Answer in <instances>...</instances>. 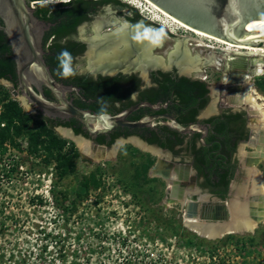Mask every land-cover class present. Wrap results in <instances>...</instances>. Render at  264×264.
Wrapping results in <instances>:
<instances>
[{"label": "rangeland", "instance_id": "1", "mask_svg": "<svg viewBox=\"0 0 264 264\" xmlns=\"http://www.w3.org/2000/svg\"><path fill=\"white\" fill-rule=\"evenodd\" d=\"M118 1L127 8L101 6L90 21L77 28V39L92 40L91 27L100 23L97 17L104 14L107 15L105 24L98 33L102 39L111 36L124 22L150 27L161 43L150 53L161 65L152 70L169 72L175 70L168 68L169 55L182 37H188L189 55L200 57L201 64L206 60L212 63H203L199 71L190 72L187 77L209 86L210 104L227 103V97L219 95L217 86L229 74L241 73L227 70L225 56L243 58L244 55L236 56L233 50L227 54L222 46L208 40H202L203 44L217 49L196 47L195 36L174 28L173 22L146 0ZM133 10L139 15L137 19ZM152 16L160 21L153 22ZM126 47L131 52L132 48ZM86 48L74 65L79 73L93 69L89 63L96 60L90 61L87 42ZM123 48L118 50L123 51ZM104 52L111 54L109 50ZM135 60L137 54L132 49L128 57L115 66L129 68ZM131 72L140 76L141 70L134 68ZM140 77L147 78L146 74ZM247 82L258 91L257 77ZM0 85L3 86L0 97L8 91L26 114H36L20 100V95H12L8 82H0ZM261 94L264 96L263 92ZM259 120L254 121L260 125ZM53 131L64 144L60 153L54 151L47 161L42 149L30 153L25 137L17 138L15 146L6 145V151L0 152V264H264V220L256 224L252 233L233 234L251 236L252 241L244 245L234 244L231 235L219 239L198 237L184 227L181 205L164 201L170 186L154 169L152 172L158 154L132 142H122L112 155L87 160L71 139L62 136L59 128ZM242 149L252 150L247 146ZM56 153L71 161L72 169L62 171L55 159ZM148 159L151 164L144 170ZM253 168L264 176V160ZM60 172L65 173L61 176ZM245 180L243 175L241 183ZM232 197L234 192L230 199ZM190 239L192 243L186 245V240Z\"/></svg>", "mask_w": 264, "mask_h": 264}, {"label": "water", "instance_id": "2", "mask_svg": "<svg viewBox=\"0 0 264 264\" xmlns=\"http://www.w3.org/2000/svg\"><path fill=\"white\" fill-rule=\"evenodd\" d=\"M163 13L181 23L182 25L205 35L211 36L216 39L223 40L225 42L245 46L251 48H257L264 51V34H247V30H261L264 31V0H146ZM0 11L3 15V20L6 25L5 33L9 39V43L13 52L14 60V72L18 89L20 91V100L24 103L31 105L35 111L40 112L47 118L55 119H74L79 122L87 134L91 137H95L99 134L112 132L118 127H126L130 129H139L143 127H153L156 124L157 119H165L162 124L171 128L172 130L181 133H193L195 131L203 132V127L198 124H190L187 126L180 125L174 117L169 115H153L146 116L137 121H130L127 117L135 110L141 107H147L149 109H158L155 104L148 102H140L133 105L117 114L111 115L107 113L95 114L88 110H83L73 105L71 99L67 98V94L72 91H77L76 88L64 85L58 82L50 73L49 67L43 60L42 49V37L45 31L49 30L52 25L45 21L37 19L34 15V9H32L26 0H0ZM100 21H104L103 18H99ZM88 49L91 42L86 41ZM90 61L95 59V51L91 52ZM137 54V61L133 63V66L122 69V66L116 67L115 65H107L98 67L95 61L89 63V67L93 68L88 72L91 75L97 73H131L134 68L141 70L140 76H143L147 72L151 71L156 66L150 64H142L139 61V53ZM256 55V54H251ZM260 58L264 55L259 54ZM176 56L173 55L171 59L176 60ZM252 56H245V63H247V69L242 72V77L247 84V80L251 79L250 71L254 68V63L251 62ZM169 64V63H168ZM159 67V66H158ZM175 68L176 72L181 76H188L189 74L180 71V68L175 63L169 64L170 69ZM233 74H229L228 78L233 77ZM0 82H6L4 79H0ZM222 85H229V82L223 81ZM231 85V84H230ZM42 86L49 91L55 101L48 100L42 92ZM11 93L14 97L19 94L17 90L10 85ZM242 108H245L248 113L255 115L249 117L250 121L257 119V112L254 108L248 104H242ZM253 130L251 134L253 139L247 142V147L251 148L250 152L245 153L244 167H252L264 160V154L259 152V147L264 148V139L261 137L262 129L258 126L257 122H253ZM59 129H64L69 132L72 137H78V139L88 142L91 150L95 148H101L106 152H114L116 146L122 143L116 142L110 149L105 146H100L92 143L88 139H85L79 134H75L70 128L58 126ZM250 134V135H251ZM139 148L148 150V146L140 141H131ZM110 150H112L110 152ZM150 151H154L151 149ZM157 152V151H156ZM84 157L87 160H95L85 154ZM161 157L158 158L155 166L152 168L156 172L158 164H162ZM163 163H166L163 161ZM172 165H169L171 167ZM170 171L166 172V175ZM246 177L248 171L245 172ZM164 178V177H162ZM244 185V184H242ZM194 189V186L188 187L186 183L182 182V177L178 173V177L174 180L173 184L165 192V202L179 203L183 208L182 223L184 227L190 230L184 223L185 219H196L199 224L210 225L216 224L217 221H228L231 217L229 204L231 199L228 200H213L206 202L207 195H197L188 193ZM235 195V191H234ZM201 197L205 199L200 200ZM238 200L241 203H245L247 208V219L254 224L263 220L262 212H264V193L248 194L246 197L243 193L239 194ZM183 199H187L188 202L181 204ZM220 207L223 209L224 214L221 220L215 219L212 208ZM240 228L238 232L229 233L244 234L252 233V230H243ZM191 231V230H190ZM240 231V232H239ZM193 233L203 238L200 234L193 231ZM223 236V235H222ZM205 239H209L205 237Z\"/></svg>", "mask_w": 264, "mask_h": 264}, {"label": "trees", "instance_id": "3", "mask_svg": "<svg viewBox=\"0 0 264 264\" xmlns=\"http://www.w3.org/2000/svg\"><path fill=\"white\" fill-rule=\"evenodd\" d=\"M55 0H27V2H35V15L40 19L52 24L45 34V41L51 37V44L48 46L50 55L45 58V63L49 67L52 76L59 82L65 85H73L79 88V95L83 98L75 97L74 103L78 107L89 110L95 114H117L121 110L135 105L141 101L155 104L156 101H164L170 96L173 102V107L177 110V121L185 126L194 120L197 109L193 108L197 98L202 97L207 93L206 83L200 80H193L186 77H177L175 70L169 72L156 71L153 72V84L155 85L139 93L137 101L130 99V94L138 90V80L134 75L122 76L118 73L114 76L88 75L79 73L75 70L74 65L76 59L83 53L85 46L76 37L77 28L89 21L91 15H94L98 9L106 4H111L114 7L127 8L125 4L118 0H68L66 2H54ZM134 19L139 15L135 10L132 11ZM8 47L3 43V36L0 34V79L10 82L14 88L15 72L14 63L7 56ZM257 88L259 92L264 93V76L257 77ZM0 88L3 86L0 85ZM9 90V89H8ZM48 93V92H46ZM203 99V98H202ZM201 99V100H202ZM206 98L200 104L203 107L206 104ZM117 104V105H116ZM0 152H5L9 145L15 146L17 138L25 137L28 141L30 153H35L38 150H44L46 161L53 157V152L60 153L64 141L54 134L53 128L63 126L72 128L75 134H84L87 132L82 129V125L74 119L68 122L55 123L54 120L43 116L41 113L26 114L19 103L10 98L9 92H4L0 97ZM199 107V108H200ZM147 107H141L136 110L132 120L138 118V112L147 110ZM234 121V118H231ZM230 121V119H229ZM227 122V121H226ZM226 122L218 123L215 126V131L218 135L224 137L228 131ZM128 131H126V134ZM118 133L114 134L107 146L110 145ZM97 143L103 144L101 138L95 139ZM148 143L156 144L159 147L172 149V146L160 143L157 137H152L147 140ZM225 143L219 140V144L213 145L211 148H200L201 154L204 156L210 154L213 150L218 152V157L214 159L217 162L216 174L219 170L226 168L223 161L225 154ZM215 152H212L216 154ZM55 155V159L61 166L62 171L72 169V162L62 159ZM44 154V155H45ZM151 160H147L144 170L150 166ZM203 168L198 169V173L202 174ZM232 172V168H231ZM231 172L224 180L222 188L213 190L215 195L221 199L225 197L227 185L231 179ZM65 172H60L62 176ZM225 177V176H224ZM195 237H192L194 239ZM231 241L236 245H244L246 242L252 241L251 236L231 235ZM190 240H186V245H189Z\"/></svg>", "mask_w": 264, "mask_h": 264}, {"label": "flooded vegetation", "instance_id": "4", "mask_svg": "<svg viewBox=\"0 0 264 264\" xmlns=\"http://www.w3.org/2000/svg\"><path fill=\"white\" fill-rule=\"evenodd\" d=\"M26 2H27V0H26ZM27 3L30 6L31 2L30 3L27 2ZM30 7L32 9H34L33 15L37 19L42 20L38 16L35 15V4H34V6H30ZM95 14H97V12ZM94 15L90 16L89 21L91 20V18ZM106 16H107L106 14L98 15L97 19H99V18L104 19V17H106ZM42 21H44V20H42ZM46 23H48V22H46ZM5 29H6V25H5L4 20H3L2 12L0 11V34H2V36H3L4 45L6 44L8 47L7 56L10 57L14 63L13 52H12V49H11V46L9 43V39L5 33ZM91 30H92V33L95 37L96 36L95 35V25L93 27H91ZM47 32L48 31H45L43 34V37H42V49L44 51L42 57H43L44 61H45L44 57H46L47 55H50V52L48 51V46L51 44L50 41L52 40L51 37H49V39L45 41V34ZM77 35H78V33H76V35H75L76 38H77ZM109 37H111V36L106 35V38L101 40L102 42L104 41L103 43L105 45H101L100 47H94L93 48V51H95V55L97 53V55L95 57L96 61L97 60L99 61V56L101 54V53H99V50L100 51L101 50L102 51L107 50V46H108L109 42H108V44H106L107 41H105V40H108L107 38H109ZM95 38H98V37H95ZM90 39H93V38H90ZM79 41L81 43H83L85 46V49H87L86 48V42H84L82 40H79ZM98 48H99V50H97ZM85 49L79 57H81L84 54ZM98 53H99V55H98ZM115 59L112 61L113 64H115L117 62V61L115 62ZM112 63H110V64H112ZM156 71H161V70L157 69V70H151V71L147 72L146 73V77H147L146 80H142L141 77L134 72H131V73L119 72V73H121L122 76L134 75L136 77V79L138 80L137 81L138 82V85H137L138 90L133 91L130 94V99L132 101L138 100L139 93L141 91H144V90L151 88L155 85V83L153 84V79H154V76H156V74L153 75L154 74L153 72H156ZM161 72H163V71H161ZM84 73L91 75L88 71L84 72ZM97 74L101 75V76H114L118 73H115V74L114 73H106V74L97 73ZM175 74L177 77L190 78L187 76L179 75L176 72V70H175ZM96 75H93V76H96ZM233 75H234L233 77H230V78L227 77L226 79H222L221 83L218 84V86H217V88L219 90V95L221 97H225V98L227 97V99H226L227 103H225V104L219 103L217 106L214 105V109L212 111H209L208 107L210 106V101L212 99L209 86H206L207 90H208L207 93H205L202 97L197 98V101L194 103L193 108L197 109V113L194 116V120L192 122L188 123L187 125L198 124L199 126L203 127V129H204L203 132L195 131L193 133L181 134V133H178V132L172 130L171 128L165 126L164 124H162L163 121H166L165 119H157L156 124L153 127H143V128H139V129H130V128H126V127H118L116 129H114L112 132L99 134L95 137H91L89 135L85 136L84 134H79V135L83 136L85 139H88L89 141H91L92 143H94L96 145L105 146L109 149L118 141L130 142V143H131V141H135V142L140 141L141 143H144L148 146V151L153 149L154 151H157L160 154V156L158 155L157 157H155V161H154V166H155L158 158L161 157L160 160H162V164H160V165L158 164V169H160V172H156L157 175H162L161 172L165 173L168 171H170V172L173 171V172H176L177 174L179 173L182 177V182L186 183V185L188 187H190L192 184V186H194V189H196L200 192L199 195H207L206 202L213 201V200H222V201L228 200V199H230L232 193L234 192L233 188L237 187V185L240 186L242 184L241 183V177H243V175L246 176L245 172L247 169H246V167H244L245 162H244L243 158L245 156V153H247V152H245L242 149V147L246 146L247 142L250 139H253L251 131L253 130L252 127H255V126H252L254 119H253V121L249 120L250 116L254 117L255 115L248 113V111L245 108H242V106L232 107L235 105H232L228 102V98L231 99V98L241 96L243 94V89L245 88V85H246L245 80L242 77L244 74L241 73V74H233ZM190 79L197 80L194 78H190ZM223 81L229 82V85H222ZM201 82H203V81H201ZM8 83L11 85L10 82H8ZM60 83H62V82H60ZM203 83H205V82H203ZM15 85H16L15 89L17 90L18 94L20 95V91L18 89L16 77H15ZM69 86H72V87L77 89L76 92L72 91L71 93L67 94V98L71 99L73 105H75V103H74L75 97H78L82 100H83V98L81 97V95H79V88H77L76 86H73V85H69ZM42 92L48 100L55 101V98L53 97V95L49 91H47V89L44 86H42ZM46 92H48V93H46ZM171 97L172 96H170L168 99H165L164 101H160V100L156 101L155 105H157L159 107L158 109H155V110L147 109V110L142 111V113L140 111V112H138V114H140V116L138 118L132 120L131 117H133L135 115L134 114L136 112V110H135L134 112H132L127 117V119L130 121H137V120H139L143 117H146V116L169 115L171 117H174L177 120L176 116H178L179 114L177 115V110L172 106L173 102L171 101ZM205 98L207 100L206 104L203 107H200V104L203 102V100ZM141 102H143V101H141ZM227 104H229L231 106L229 107ZM29 106H31V105H29ZM75 106H77V105H75ZM125 109H127V108H125ZM125 109H123V110H125ZM123 110H121V111H123ZM37 112L38 111H36V113ZM111 115H114V114H111ZM231 118H234L235 120L232 121ZM50 119L54 120L55 123H57L58 121L68 122L71 120V118L70 119H62V120L61 119H55V118H50ZM229 119H230V121H229ZM222 122H224V123L226 122V124L229 128L224 137L219 136L218 132L215 131V126H217L218 123L220 124ZM187 125H185V126H187ZM57 127L58 126H56L55 128H57ZM66 128H69V127H66ZM70 129L72 130V128H70ZM82 129H83V127H82ZM126 131H128L127 135H125ZM84 132H85V130H84ZM116 133H118L120 135H118V137H115L113 142L107 146V143L110 142L112 136ZM153 136L157 137V139L160 143L172 146V149L163 148V147L157 146L156 144L148 143L147 140L149 138H152ZM97 138H101L103 141V144L97 143L95 140ZM219 140H222V143L223 142L225 143L224 150L226 153L221 154V155L225 159V161H223V164H224V166L226 165V168H224L223 170H219L218 171L219 174H216L215 173L216 172L215 167L217 166V162H215L214 159L216 157H218V155H219L218 152L217 151L215 152L213 150L212 152H215L216 154L211 152L210 154L204 156L203 154H201L200 148L201 147L211 148L213 145L219 144ZM150 152H152V151H150ZM163 161H165L166 163H163ZM169 165H172V166L169 167ZM199 168H203L202 174L198 173ZM231 168H232V172H231ZM230 172H231V179L227 185L225 197L221 199L218 195H215L213 193V190H215V189L218 190V189L222 188L224 180L228 177V174ZM164 201H165V196H164Z\"/></svg>", "mask_w": 264, "mask_h": 264}, {"label": "bare ground", "instance_id": "5", "mask_svg": "<svg viewBox=\"0 0 264 264\" xmlns=\"http://www.w3.org/2000/svg\"><path fill=\"white\" fill-rule=\"evenodd\" d=\"M149 4L152 7H154L155 10L160 12L162 15L168 17L173 22L172 26L174 28L178 30H183L184 32L190 34L192 37L195 36L196 38H194V40H196V47L205 46L206 48H209V49H217V48H213L211 46H206L205 44H203L202 40H208L212 43L215 42V44H219V47L222 46V48L221 47L220 48L222 49L223 52L227 54L233 50L235 51L234 55L236 56H243V55L249 56L250 55L252 56L250 60L251 62L254 63V68L250 71V75L252 76V78L264 76V57L260 58L259 56V54L264 55V51H262L261 49L234 45V44L225 42L223 40L216 39L211 36L196 32L182 25L176 20L172 19L171 17L163 13L161 10L156 8L151 3ZM150 19H153L152 21L156 23L160 21L157 16H152ZM102 24H105L104 21H100V23H97L95 25V35H96L95 37H98V33H99V30ZM172 31L174 32V29H172ZM259 31L264 32L261 30L250 29V30H247V34L249 35L257 34L256 32H259ZM95 37H93V39L90 40L91 45L89 47L91 48L88 49L90 54L91 52H94L93 51L94 47H100L101 45H105L103 43L104 41L103 42L101 41L102 38L100 36L98 38H95ZM156 37H157L156 34L151 30L150 27H145L141 25L132 26L124 22L122 26H120L118 29L112 32L111 37L107 38L108 40H105L107 41L106 44H108L109 42L107 46V50H109L111 54L109 55V53L108 54L106 53L105 55L104 51H102L103 52L102 54V52H100L99 50V53H101L102 55L101 57L99 56L100 57L99 61L97 60L99 63L96 61L98 64V67L106 66V64L116 65V64H110V63H112V61L115 58L117 59V60L115 59V62L116 61L121 62L124 58L126 59L129 53L132 52V49H135V51L140 54L138 59H140L139 61L143 62L142 64H150L156 67L161 66L160 61L158 59L151 58L150 56L151 51H153V49L156 47H160L161 45L159 39ZM188 40H189L188 37H185V36L182 37L181 41L177 40L178 42L175 44L174 50L171 52L168 58V63L170 65L171 63H175L176 66L180 68V71L186 74H189L190 72L199 71L201 69L199 66L202 65L203 63L205 65L212 63L211 60L209 61L206 60L205 62H202L201 64L202 59L200 57L196 55L190 56L188 48H187ZM132 43L134 44V46ZM96 45H99V46H96ZM126 45L132 48L131 52L127 50ZM119 47H124L123 48L124 50L119 51L118 50ZM251 54H256V55H251ZM173 55L177 57L176 60L174 61L171 59ZM225 57H226V66H227L228 71L242 73L247 69V63H245L244 61L245 57L233 58L231 55H226ZM228 102L235 106H242V104H248L250 107L256 110L257 116H258L257 120L260 119L259 120L260 125L258 126L260 127V129H262V131H260L261 137H263L264 139V96L259 91H257V89L254 88L252 83L247 82V84L245 85V88L243 89V94L235 98H231V99L228 98ZM213 109H214V103H211L210 106L208 107V110L212 111ZM59 131L62 133V136H65L71 139L77 145V147L79 148V152L82 154V156H84L85 154H88L90 158L98 159V158L108 157L110 155V153L106 152L105 150L101 148H95L91 150L88 142L80 140L78 139V137H72L67 130L59 129ZM258 151L264 154L263 147L261 148L259 147ZM153 153L158 154L160 156V154L156 151H153ZM254 166L255 165H253L252 167H248L247 169L248 174H247L245 182L243 183L244 185H240V186L237 185V187L233 188L235 191V195H234L235 197L231 199V203L229 204V209L231 212L230 219L228 221H217L218 223L216 224L202 225V224L197 223L198 221L196 219L184 217L185 219L184 224L191 230V232L194 231L200 234L201 236H204L203 238L208 237L209 239H219L229 233L238 232V230L241 227L244 228L243 229L244 231L252 230L255 228L256 224H254L253 222L251 223V221L247 219L248 212H247V208L245 207V203H241L237 197L241 193H243L245 197L251 193L252 194L264 193V176L260 173V171H258L257 169H254L253 168ZM156 172H160V169H158V167H157ZM156 172L154 173L156 174ZM161 174L162 175H158V176L164 177V179L167 182V186H171L174 180L178 177V174L173 171L169 172V174L167 175H166V172L165 173L161 172ZM247 181H248V184H247ZM188 193L197 195L198 192L196 189H193L192 192L188 191ZM202 199L204 200L205 198L201 197L200 200ZM186 202H188V200L183 199L181 201V204H184ZM211 210H212V213L215 219L221 220L223 218L224 211L222 208L214 207ZM262 216L264 218V212H262Z\"/></svg>", "mask_w": 264, "mask_h": 264}, {"label": "built area", "instance_id": "6", "mask_svg": "<svg viewBox=\"0 0 264 264\" xmlns=\"http://www.w3.org/2000/svg\"><path fill=\"white\" fill-rule=\"evenodd\" d=\"M60 1H63V0H55L54 2H60ZM65 1H68V0H65ZM34 4H35V2H31L30 6H34ZM204 252H205L206 256L209 255V253L206 250Z\"/></svg>", "mask_w": 264, "mask_h": 264}]
</instances>
